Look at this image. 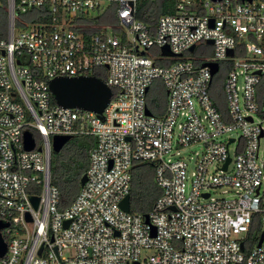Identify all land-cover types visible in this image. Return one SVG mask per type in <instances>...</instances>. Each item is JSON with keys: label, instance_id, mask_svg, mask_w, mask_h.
I'll return each mask as SVG.
<instances>
[{"label": "built area", "instance_id": "obj_1", "mask_svg": "<svg viewBox=\"0 0 264 264\" xmlns=\"http://www.w3.org/2000/svg\"><path fill=\"white\" fill-rule=\"evenodd\" d=\"M144 1L0 0V264H264V0H163L150 22ZM100 70L112 91L101 113L55 103L50 79ZM55 135L94 139L63 209ZM136 161L161 189L144 214L120 204Z\"/></svg>", "mask_w": 264, "mask_h": 264}, {"label": "trees", "instance_id": "obj_2", "mask_svg": "<svg viewBox=\"0 0 264 264\" xmlns=\"http://www.w3.org/2000/svg\"><path fill=\"white\" fill-rule=\"evenodd\" d=\"M144 8L139 13V18L144 22H150L158 13L166 12L163 0H145ZM161 9V10H159ZM112 21L113 18H102L98 21ZM97 21V22H98ZM99 78H104V70H100ZM219 84V83H218ZM150 110L160 114L162 108ZM94 145L92 136L73 135L71 139L58 152H52L50 164L51 183L56 185L60 191L59 209L66 207L81 188L80 177L85 173L88 166L89 151ZM161 189L154 181V168L151 163L136 161L131 167V188H130V211L148 212L155 200L160 196ZM260 234L259 225L255 218L247 232L244 248L256 244Z\"/></svg>", "mask_w": 264, "mask_h": 264}, {"label": "water", "instance_id": "obj_3", "mask_svg": "<svg viewBox=\"0 0 264 264\" xmlns=\"http://www.w3.org/2000/svg\"><path fill=\"white\" fill-rule=\"evenodd\" d=\"M208 42L211 43V40ZM193 47L190 48L192 50ZM163 54H170L167 46H162ZM209 63H203V65ZM211 65V64H210ZM216 64L211 65L212 74L216 71ZM49 88L54 101L62 107H77L80 109L90 110L96 113H101L103 108L108 103L111 96V88L106 82L95 75H83L76 77H54L49 80ZM148 112V111H147ZM71 139L70 135H55L52 138V152H58ZM23 142L25 148H31L34 145L33 139L28 131L23 133ZM229 159L226 160L223 167L226 168ZM86 180L85 173L80 177L82 185ZM34 206L37 205L38 198L32 197ZM130 196L126 195L121 201V207L125 211H129ZM27 219L29 216L27 215ZM7 223L0 222V228L6 226ZM264 232L261 233L257 245L263 239ZM6 250V244L0 233V255H3Z\"/></svg>", "mask_w": 264, "mask_h": 264}, {"label": "rangeland", "instance_id": "obj_4", "mask_svg": "<svg viewBox=\"0 0 264 264\" xmlns=\"http://www.w3.org/2000/svg\"><path fill=\"white\" fill-rule=\"evenodd\" d=\"M160 13H158L157 15H159ZM210 49H206V50H202V48L197 47V49L194 51L193 54H197L199 56H205L208 57L210 56ZM217 81L216 78H214V83ZM214 90L219 91L220 88H218L216 85L214 86ZM148 97H149V102H151V104L153 106H155L154 109L157 108H161L164 105V101H165V92L163 91V88L161 86V81L159 79H155L153 84L150 87L149 93H148ZM236 132H233V135H235ZM198 148V146H193L191 147H186L185 149H183L181 151L182 155L188 154L189 152H192L194 150H196ZM230 149L232 151V145H230ZM260 157L264 159V148L261 147L260 148ZM264 185L262 186L263 189ZM261 189V190H262Z\"/></svg>", "mask_w": 264, "mask_h": 264}]
</instances>
